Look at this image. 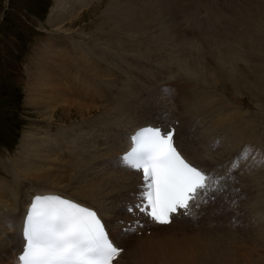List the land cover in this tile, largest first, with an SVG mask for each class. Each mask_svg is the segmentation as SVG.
<instances>
[{
	"label": "bare ground",
	"instance_id": "obj_1",
	"mask_svg": "<svg viewBox=\"0 0 264 264\" xmlns=\"http://www.w3.org/2000/svg\"><path fill=\"white\" fill-rule=\"evenodd\" d=\"M224 4L240 7L231 15ZM85 12L92 19L81 26ZM46 26L51 38L31 59L37 72L26 69L39 124L0 159V264H17L23 219L45 193L95 209L125 249L116 264H191L160 242L182 229L233 243L193 264H264V168L254 156H264V0H55ZM162 112L177 118L183 153L208 170L228 176L249 150L243 174L233 172L206 222L117 239L116 221L126 217L115 208L130 200L136 175L115 158L128 133Z\"/></svg>",
	"mask_w": 264,
	"mask_h": 264
},
{
	"label": "snow or ice",
	"instance_id": "obj_2",
	"mask_svg": "<svg viewBox=\"0 0 264 264\" xmlns=\"http://www.w3.org/2000/svg\"><path fill=\"white\" fill-rule=\"evenodd\" d=\"M162 91L166 96L171 92ZM219 144L218 139L214 148ZM248 157L245 149L230 162L227 177L216 176L189 161L175 127H141L129 137V147L119 158L121 170L139 174L142 181L138 202L127 211L162 226L180 216L198 219L199 210L215 203L224 191V180L235 181L233 172L243 174L240 166ZM135 226L143 227L139 220ZM135 231L129 224L117 239ZM23 237L19 264H113L124 251L110 238L97 211L59 195L33 197Z\"/></svg>",
	"mask_w": 264,
	"mask_h": 264
},
{
	"label": "rangeland",
	"instance_id": "obj_3",
	"mask_svg": "<svg viewBox=\"0 0 264 264\" xmlns=\"http://www.w3.org/2000/svg\"><path fill=\"white\" fill-rule=\"evenodd\" d=\"M54 1L0 0V159L10 158L18 147L22 132L30 126L39 124V117L32 112L26 101V91L30 84L26 69L29 68L33 73L37 72L31 63L34 51L37 45L45 41V36L51 38L49 34H45L43 28H47L46 21ZM239 7L229 9V6L225 5L227 12L230 11L231 15L239 10ZM84 14L78 20L81 26H87L86 24H89L92 19L91 14L86 12ZM152 76L154 79L153 71ZM141 106L140 103L136 110L143 116L145 113L139 110ZM59 114L56 113L55 116ZM71 119H65L64 122L68 124ZM2 176L5 175L0 168V178ZM2 224L3 222L0 221V226ZM182 230L184 231H170L172 234L160 239L163 248L167 242V250H171L182 262L193 264L202 256L226 251L227 246L230 247L233 244L229 241L230 237L220 232L206 234L205 231L200 230L197 233L185 234L193 230ZM238 252L241 256H245L242 248Z\"/></svg>",
	"mask_w": 264,
	"mask_h": 264
}]
</instances>
